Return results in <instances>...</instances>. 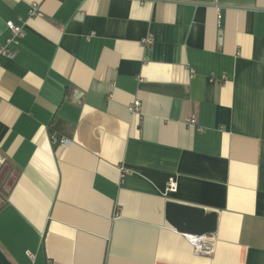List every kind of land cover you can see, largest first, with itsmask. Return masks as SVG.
Wrapping results in <instances>:
<instances>
[{"label":"crops","instance_id":"1","mask_svg":"<svg viewBox=\"0 0 264 264\" xmlns=\"http://www.w3.org/2000/svg\"><path fill=\"white\" fill-rule=\"evenodd\" d=\"M6 44L0 264H264V0H0Z\"/></svg>","mask_w":264,"mask_h":264},{"label":"water","instance_id":"2","mask_svg":"<svg viewBox=\"0 0 264 264\" xmlns=\"http://www.w3.org/2000/svg\"><path fill=\"white\" fill-rule=\"evenodd\" d=\"M166 217L177 231L190 229L193 232L204 235L212 234L216 230L217 214L207 212L202 208L176 204L169 201L166 204Z\"/></svg>","mask_w":264,"mask_h":264},{"label":"built area","instance_id":"3","mask_svg":"<svg viewBox=\"0 0 264 264\" xmlns=\"http://www.w3.org/2000/svg\"><path fill=\"white\" fill-rule=\"evenodd\" d=\"M29 9V15L30 16H35V15H40V10L37 5V3H33ZM8 28L11 30V36L9 39H7V44L9 43H14L17 44L18 40L17 38L22 35V27L20 25H16L12 23L11 21L6 22ZM144 42L146 44H151L152 43V38L150 36L146 37L144 39ZM6 45H0V55H8V56H13L14 52L11 51ZM139 106H140V101L137 99H134V101L129 105L128 109L132 113H138L139 112ZM185 123L190 126H195L198 130H201L200 127L196 125V119L194 116L188 118ZM52 140L55 142L56 138L52 136ZM65 139H60V143H65ZM3 162V160L0 159V164ZM169 190H174L175 189V183L173 180L169 181ZM186 239L190 242L191 246L198 251V252H207L210 247H211V238L209 235L204 234V235H194V234H184ZM29 254V252H27ZM31 256V254H29Z\"/></svg>","mask_w":264,"mask_h":264},{"label":"trees","instance_id":"4","mask_svg":"<svg viewBox=\"0 0 264 264\" xmlns=\"http://www.w3.org/2000/svg\"><path fill=\"white\" fill-rule=\"evenodd\" d=\"M0 190H1V188H0Z\"/></svg>","mask_w":264,"mask_h":264}]
</instances>
